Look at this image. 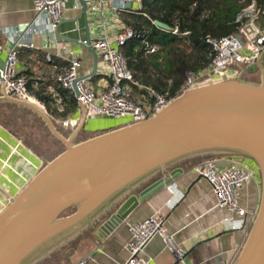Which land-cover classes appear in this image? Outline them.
I'll list each match as a JSON object with an SVG mask.
<instances>
[{
  "label": "water",
  "instance_id": "obj_1",
  "mask_svg": "<svg viewBox=\"0 0 264 264\" xmlns=\"http://www.w3.org/2000/svg\"><path fill=\"white\" fill-rule=\"evenodd\" d=\"M78 1L85 11L86 2ZM153 24L171 31L159 21ZM55 36L68 41L58 33ZM82 46L94 59L91 73L82 77L90 79L97 75L98 59L89 45ZM263 56L240 68L236 76L181 91L151 118L81 141L76 140L87 119L80 104L76 127L64 135L46 111L13 98L2 87L0 103L36 115L63 150L46 161L1 208L0 264H35L98 220L95 230L106 237L169 183L170 178L159 175L170 167L187 159L222 154L247 157L257 167L259 206L234 264H264ZM257 69L261 72L258 82L242 78L245 72ZM74 93L77 95L75 89Z\"/></svg>",
  "mask_w": 264,
  "mask_h": 264
},
{
  "label": "crops",
  "instance_id": "obj_2",
  "mask_svg": "<svg viewBox=\"0 0 264 264\" xmlns=\"http://www.w3.org/2000/svg\"><path fill=\"white\" fill-rule=\"evenodd\" d=\"M74 5L75 0H66L60 25L62 31L78 28V31L65 35L68 41L54 40L52 36L53 40H49L50 36L43 39V36L36 34L32 36L35 48L32 50L23 48L18 53L17 72L28 71L30 78L35 80V86L46 87L49 93L54 92L55 76L61 74L63 70L60 71L61 73H54L55 67L46 62L47 54L54 57L57 48L66 45L79 54L81 62L79 74L86 76L93 69L94 59L80 42L92 40L104 31L114 35L124 29L118 14L111 13L108 5L86 3L85 11L82 10L81 4L78 8H74ZM33 17L30 0L0 1V28H14L30 22ZM68 23L71 25L68 26ZM258 24L264 33V18H261ZM58 59L66 62L67 54ZM4 60L3 51L0 54V67ZM250 75L257 78L253 82H258L261 72L257 69ZM98 77L106 79V83L103 82L99 86V91H96L100 93L107 88L109 80L101 74ZM1 93L2 86H0V96ZM2 104L8 103H0ZM79 115L78 105V111L69 116L79 118ZM124 120L128 121L126 118L109 117L87 120L84 131H88L91 135L94 131L125 124ZM57 154L51 157L37 155L27 148L21 139L0 126V210L46 161ZM195 163H197L195 158L187 159L159 175L170 178L169 183L149 197L127 219L131 223H138L156 212L165 215L166 235L172 236L175 244L186 254L185 262L178 264H234L253 223L252 217L255 218L258 210L260 175L257 172L255 179L238 191L239 205L247 212L246 217H239L226 209L215 207V197L208 182L190 172V167ZM231 225L235 228L231 229ZM86 231L87 229L82 230L63 244V250L57 254L54 261L45 263L43 259L35 264H78L79 262L120 264L128 258L125 244L130 234L124 223L106 237L98 235L95 228L87 234ZM145 253L150 259V264H173L170 251L160 236H155L151 240Z\"/></svg>",
  "mask_w": 264,
  "mask_h": 264
},
{
  "label": "built area",
  "instance_id": "obj_3",
  "mask_svg": "<svg viewBox=\"0 0 264 264\" xmlns=\"http://www.w3.org/2000/svg\"><path fill=\"white\" fill-rule=\"evenodd\" d=\"M2 1V0H0ZM34 12L33 19L14 28H0V54L5 52V60L0 67V86L13 98L30 102L46 111L45 105L27 89L26 79L17 72L18 53L20 49L32 50L35 48L32 36L39 34L46 39L55 34L65 36L67 33L78 31L71 28L67 31L60 29L62 15L66 0H30ZM86 3H98L108 5L111 13L133 9L140 0H83ZM79 1L75 0L74 8H78ZM264 17V7L259 9L254 2L243 8L237 15L236 22L240 24L239 31L221 38L207 37L205 42L212 50L211 60L206 68L197 74L187 72L181 91L208 81H219L235 73L236 67L249 66L264 54V33L258 21ZM175 35L179 34V27L171 28ZM241 39H238L236 35ZM133 32L129 28L109 35L106 31L92 40L81 41L83 45H89L96 53L98 59L96 74H100L109 80V85L103 92H96L87 85L89 79H82L79 74L81 62L79 54L73 52L66 45L57 48L55 58H63L67 54V67L61 74L55 76V81L64 89L72 93L86 113L87 120H95L99 117L114 119H128L126 123L142 122L155 116L163 110L169 101L167 94H159L152 89H146V97L133 101L129 98V89L125 83L140 88L134 79L133 71L129 69L127 61L122 53V47L130 39ZM153 47L150 52L156 51ZM53 56L46 55L50 61ZM235 67V68H234ZM203 80V81H202ZM74 89L77 95L74 93ZM143 97V96H142ZM58 112L64 111V105L59 95L53 94ZM58 123L66 129H74L78 118L68 116L60 118ZM235 155H215L207 157L190 167V172L205 179L211 187L218 209L239 216L246 217L247 212L239 205L238 191L255 179L258 172L253 162ZM252 217L251 222H253ZM165 215L156 212L147 219L138 223H131L125 219L123 223L128 228L130 237L125 244L128 258L120 264H150L145 249L155 236H160L169 249L173 264L185 262V252L179 248L172 236L165 233ZM229 221V220H225ZM234 229L235 226H230ZM78 264H85L79 262Z\"/></svg>",
  "mask_w": 264,
  "mask_h": 264
},
{
  "label": "trees",
  "instance_id": "obj_4",
  "mask_svg": "<svg viewBox=\"0 0 264 264\" xmlns=\"http://www.w3.org/2000/svg\"><path fill=\"white\" fill-rule=\"evenodd\" d=\"M251 2L259 9L264 7V0H140L133 9L119 11L118 17L123 27L133 32L122 47V53L140 85V88L133 86L137 95L143 96V100L147 95L146 89L167 94L169 99L179 94L185 74L199 73L211 60L212 50L205 42L206 38H221L237 33L240 27L236 22L237 15ZM154 21L170 28L178 25L179 34L158 28ZM153 47L157 50L150 52ZM46 62L55 67L56 74L67 67L66 62L55 57ZM19 75L26 79L29 92L45 105L46 113L53 122L78 111V103L72 93L57 82L54 92L49 93L46 87L35 86V80L30 78L28 71ZM130 93L129 98L133 92ZM53 94L61 97L63 112H58L56 106L52 107L55 105ZM212 156L215 155L195 159L199 162ZM157 177L151 178L142 187ZM111 212L107 211V215Z\"/></svg>",
  "mask_w": 264,
  "mask_h": 264
},
{
  "label": "rangeland",
  "instance_id": "obj_5",
  "mask_svg": "<svg viewBox=\"0 0 264 264\" xmlns=\"http://www.w3.org/2000/svg\"><path fill=\"white\" fill-rule=\"evenodd\" d=\"M264 18V17H262ZM261 19V18H260ZM71 23H68V26H70ZM49 40L52 39V35H49ZM48 36V37H49ZM235 68V67H234ZM240 67H236L235 73L232 76H236L240 72ZM231 77V76H229ZM242 78L247 81H253L257 80V78L253 75H250V73L245 72L242 75ZM103 77H93L87 81V85L92 88L94 91H99V86L103 84V82L106 83ZM203 81V80H202ZM205 83V82H203ZM202 83V84H203ZM125 85L128 87L129 91L133 94L131 96V100L135 101L138 98H142L140 95H137L134 87L130 83H125ZM130 93V94H131ZM56 105L53 104L52 107ZM60 119V118H59ZM54 121V124L56 125L57 129L63 133L64 135H68L70 133V129H66L62 127L61 124L58 123V120ZM125 121V120H124ZM38 119L36 115L33 113L30 114L28 110H24L21 108L16 107L15 105L12 106V104H2L0 105V126L9 130L10 133L15 136L18 139H21L23 141V144L29 148L31 151H34L37 153V155L51 157L52 155L60 152L63 150V146L59 144L57 141H55L51 136H49L47 129L44 127L43 123ZM126 123V121H125ZM124 124V123H123ZM122 124V125H123ZM119 125L112 126V128L118 127ZM111 129V128H108ZM107 130V129H105ZM104 130L94 131L91 133V135L100 133ZM88 131H83L77 138L76 141H81L89 136H91ZM246 161L253 162L247 157ZM116 206L111 208V211H114V208ZM99 224V220L95 223L94 227L87 228V232L89 233L92 231L97 225ZM63 250V245L59 246L57 249L52 251L50 254H48L46 257L42 258L41 260H45L44 262H50L51 260L54 261L57 254H60ZM59 256V255H58ZM39 260V261H41ZM37 263V262H36Z\"/></svg>",
  "mask_w": 264,
  "mask_h": 264
},
{
  "label": "bare ground",
  "instance_id": "obj_6",
  "mask_svg": "<svg viewBox=\"0 0 264 264\" xmlns=\"http://www.w3.org/2000/svg\"><path fill=\"white\" fill-rule=\"evenodd\" d=\"M21 144V143H20ZM23 147V146H22ZM28 150V149H27ZM20 177V176H19ZM5 187V186H4Z\"/></svg>",
  "mask_w": 264,
  "mask_h": 264
}]
</instances>
